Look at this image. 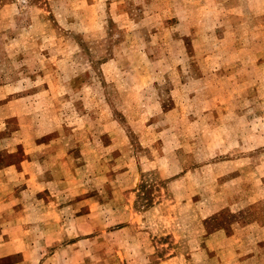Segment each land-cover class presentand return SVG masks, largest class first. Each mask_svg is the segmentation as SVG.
<instances>
[{
    "label": "rangeland",
    "instance_id": "1",
    "mask_svg": "<svg viewBox=\"0 0 264 264\" xmlns=\"http://www.w3.org/2000/svg\"><path fill=\"white\" fill-rule=\"evenodd\" d=\"M0 264H264V0H0Z\"/></svg>",
    "mask_w": 264,
    "mask_h": 264
}]
</instances>
